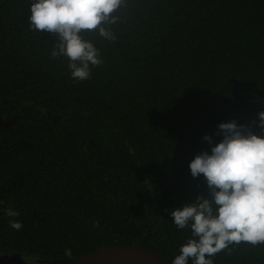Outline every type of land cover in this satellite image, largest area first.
Here are the masks:
<instances>
[{"label":"trees","instance_id":"16d2710c","mask_svg":"<svg viewBox=\"0 0 264 264\" xmlns=\"http://www.w3.org/2000/svg\"><path fill=\"white\" fill-rule=\"evenodd\" d=\"M33 2L0 0V256L70 264L130 246L172 264L191 232L171 211L209 194L191 161L221 123L264 136V0H125L115 42L82 34L104 61L83 82L30 28ZM212 259L264 264V245Z\"/></svg>","mask_w":264,"mask_h":264},{"label":"clouds","instance_id":"9594fccd","mask_svg":"<svg viewBox=\"0 0 264 264\" xmlns=\"http://www.w3.org/2000/svg\"><path fill=\"white\" fill-rule=\"evenodd\" d=\"M125 0H34L29 17L34 32L57 38L53 58L65 57L71 78H91L92 69L104 64L101 50L83 33H97L115 42L113 30ZM252 123L264 129V112ZM221 142L195 156L189 167L193 178L204 177L208 196L172 210L177 229H190L191 238L179 248L172 264H213L216 254L241 243L264 245V136L235 120L218 125ZM204 139L210 144L211 136ZM9 227L19 231V212L5 209ZM65 254L71 257V249Z\"/></svg>","mask_w":264,"mask_h":264},{"label":"water","instance_id":"95a60500","mask_svg":"<svg viewBox=\"0 0 264 264\" xmlns=\"http://www.w3.org/2000/svg\"><path fill=\"white\" fill-rule=\"evenodd\" d=\"M0 264H30L21 258L0 256ZM70 264H166L156 253L130 246L107 247L77 259Z\"/></svg>","mask_w":264,"mask_h":264},{"label":"rangeland","instance_id":"374dc122","mask_svg":"<svg viewBox=\"0 0 264 264\" xmlns=\"http://www.w3.org/2000/svg\"><path fill=\"white\" fill-rule=\"evenodd\" d=\"M29 262H30L31 264H40L39 261H36V260H33V259L29 260Z\"/></svg>","mask_w":264,"mask_h":264}]
</instances>
